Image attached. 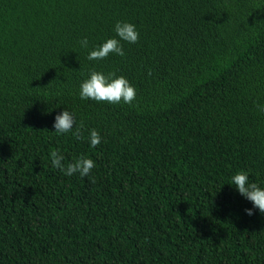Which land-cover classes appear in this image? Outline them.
I'll return each mask as SVG.
<instances>
[{
	"label": "trees",
	"instance_id": "trees-1",
	"mask_svg": "<svg viewBox=\"0 0 264 264\" xmlns=\"http://www.w3.org/2000/svg\"><path fill=\"white\" fill-rule=\"evenodd\" d=\"M117 22L138 42L89 60ZM92 71L136 100L81 99ZM262 107L264 0H0V264H264L231 185L264 189ZM65 110L82 140L54 132ZM57 149L96 167L66 176Z\"/></svg>",
	"mask_w": 264,
	"mask_h": 264
},
{
	"label": "clouds",
	"instance_id": "clouds-1",
	"mask_svg": "<svg viewBox=\"0 0 264 264\" xmlns=\"http://www.w3.org/2000/svg\"><path fill=\"white\" fill-rule=\"evenodd\" d=\"M114 31L119 39H108L96 50L89 53L87 57L89 60H103L110 54L124 56L125 52L120 41L134 44L139 40V32L134 24L117 22ZM80 43L82 47L86 48L88 46L87 38L82 39ZM113 77H115V73H109L106 76L103 73L92 71L90 78L81 84L80 98L110 104H119L123 101L125 104L132 105L137 97L136 89L125 77ZM260 110L264 111V107L260 108ZM74 126L75 131L73 135L77 140H82L84 138L81 131L83 124L81 123L79 126H76L75 118L69 111L65 110L61 114H58L53 124L54 132L57 134L72 132ZM89 140L90 146L95 148L101 143V136L93 129L90 131ZM50 155L52 166L59 169L66 176L79 173L81 177H86L96 167L92 159L85 158L84 156H80L74 162L68 163L65 166L63 163L65 157L60 153L59 149L53 151ZM231 185L236 187L241 196L252 202L254 208L264 214V189L258 187L254 182L250 183L248 173L241 171L235 174L232 177ZM245 211L247 215H253L252 209H246Z\"/></svg>",
	"mask_w": 264,
	"mask_h": 264
}]
</instances>
